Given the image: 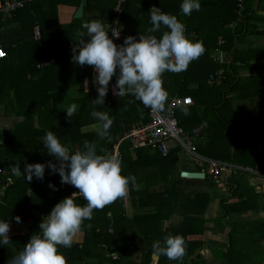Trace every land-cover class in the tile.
<instances>
[{
  "label": "trees",
  "instance_id": "16d2710c",
  "mask_svg": "<svg viewBox=\"0 0 264 264\" xmlns=\"http://www.w3.org/2000/svg\"><path fill=\"white\" fill-rule=\"evenodd\" d=\"M81 1L78 0L76 3ZM85 1H87L85 8H90L89 11L92 10L91 8H100V18L108 22L114 21L116 17L113 10L114 5L111 8L106 7L104 3L107 0ZM202 1L204 6L217 4L222 9L220 17H217L215 21L218 24L215 30L212 32L198 31L199 39L212 40V43L204 45L205 53L196 62L192 61L186 71L163 74V87L168 92V97L169 95H190L194 100L193 104L183 107L188 109L187 114L183 112V108L176 111L179 126L183 131L190 132L205 122L206 127L201 130V135L208 133L212 128L216 130L218 122H230L231 116L239 114L233 108L235 105L231 100H238L239 109L241 107L244 109L250 101L258 103L256 101L258 94L264 93V74L241 79L238 76L236 65V54L239 51L236 44L240 36L247 32L256 12L258 0ZM7 2L18 4L13 8L9 7L8 10L0 7V41L3 37L6 38L10 23L16 21L20 12L28 10L30 17L25 16L29 19L26 36L23 33L18 37L11 35L2 43L3 46L0 45L6 51V56L0 58V114L17 118L13 128L0 131V168L5 172L0 175L1 186L5 185L7 175L12 179L11 184L4 186L3 197L0 201V219L15 221L16 216H20L21 219L30 218L31 208L36 209V214L32 215V223L25 236L17 239L10 237L9 246H0V264H7L12 256L22 250L31 235L38 231L42 217L50 212L57 202L79 191L70 184H61L59 174L52 175L47 168L43 180L33 177L31 181H27L26 177H18L11 172V168L16 163H20L22 169L25 163L41 162L40 151L44 149L43 136L47 131L55 132L62 142L70 145L73 151L81 148L83 142L88 140L96 142L99 154H107L133 124L148 121L146 109L133 95L123 97L111 95L110 85L116 82L115 75L110 81L105 105H93L92 100L96 98L95 85L92 82L93 68L89 65L74 64L71 60L72 51L67 47L68 41L79 42L81 37L77 34L86 32V29L83 25H79L81 31L76 32L74 30L76 28L60 24L55 15L58 4L72 3L73 0H0V5L4 6ZM137 2L146 5L148 10L143 9ZM181 2L182 0H125L118 25L123 24L124 32L139 34L140 31L133 28L142 22L150 23L151 10L149 9L156 5L161 11L177 15L185 23L186 31H188L195 10L190 15H183L180 10ZM96 16L86 17V19L91 21L97 19ZM74 20L79 21L81 18H74ZM35 24L41 26L39 38L35 37V33L33 34ZM22 27L21 25L20 28ZM12 28L15 31V27ZM20 28L18 29L22 30ZM146 35H148L147 32ZM154 35L159 36L160 33H154ZM88 38L85 37V39ZM213 51L219 55L217 57L212 55L211 58ZM255 56L264 61V50H260V55ZM228 57L233 60L232 63ZM204 60L205 63H200ZM251 65L253 64H246V67H251ZM259 68H261L260 65L257 66V69ZM195 76L198 77L194 79ZM193 79L198 83L197 88L194 89L188 87ZM84 83L88 90L83 92L81 88ZM72 90L78 94L70 96L69 92ZM228 91H232L235 95L228 96ZM65 101L68 104L78 105V111L71 120L66 116V108L63 106ZM93 107L107 111L110 116L115 117L109 133L110 139H101L95 132L93 128L95 119L90 115ZM232 122L240 121L236 119ZM213 133L212 130L213 142H196L200 156L252 169V171L233 169V172L230 171V175L226 178L231 194L221 200V206L224 209V218H227L229 215L248 209L249 205L246 208V204L250 200L251 193L247 195L245 185L248 183L243 184L240 174L246 181L245 175L247 174L264 177V144L251 143L249 148L252 150L248 148L243 150L244 144L238 142L234 144L230 138L226 145L227 153L219 155L216 149L218 142ZM179 152L178 147L173 145L167 155H162L158 150L149 146L134 148L128 138L120 142L122 171L124 174H134L137 178L136 185L130 186L128 194L132 195L133 200H142V210L135 211L130 218L126 217L123 198L106 205L103 209L94 210L95 219L92 220V218L85 223V225L91 224V227H83L85 229L83 244L81 246L75 244L72 249L67 248L64 252L68 264H153V242L163 240L169 234L184 236L187 242L186 253L182 258L173 261L168 260L166 256H160L156 264H187L183 260L193 255L200 245L197 240H190L187 237L201 233L205 221L201 217L200 210L193 209L192 211L186 206L187 195L177 189L179 183L183 181L180 177L181 172L177 174L178 183L176 185L167 184L169 174L174 175L175 165L179 163ZM196 168L199 171L202 166L197 165ZM205 175L208 180L219 181L207 171ZM155 176L159 178L151 180ZM153 181L157 182L151 186ZM49 182L56 185V190L49 187ZM252 187L248 185V190L250 191ZM27 191H30V195L25 197ZM257 194L254 193V196ZM190 196L202 205H206L210 200L209 193L206 191L192 192ZM74 198L81 205L87 203L79 193L74 194ZM231 198H237V201L232 203ZM14 200H18L19 205L14 203ZM31 204L32 206H27ZM260 205L264 209V202ZM108 212L111 216H108ZM193 212L198 215H192ZM173 214L182 217L184 220L182 227L178 229L158 227L157 222L167 220ZM126 219H130L132 231L135 232L136 229L140 234L137 239L138 245L135 241L133 248L129 246L133 244L134 239L132 238L135 236L132 237L134 233L131 234V230L127 229L124 223ZM90 241L94 245H90ZM214 242L218 243L216 240ZM12 245L16 246L15 249ZM135 249L139 250V254L135 252ZM232 250L233 247L230 244L227 252L220 250L217 253L228 260L233 256ZM114 255L116 258H113ZM88 259L94 262L91 263Z\"/></svg>",
  "mask_w": 264,
  "mask_h": 264
},
{
  "label": "clouds",
  "instance_id": "9594fccd",
  "mask_svg": "<svg viewBox=\"0 0 264 264\" xmlns=\"http://www.w3.org/2000/svg\"><path fill=\"white\" fill-rule=\"evenodd\" d=\"M200 9L201 0H182L180 4L185 16ZM150 23L148 35L140 34L139 39L128 35L121 44L116 43L120 29L112 27L107 21L93 19L83 25L86 32L77 34L81 39L72 50L71 60L79 66H92L96 73L92 81L98 92L92 100L94 106L105 105L109 84L115 75L114 91L119 97L131 94L150 110L163 111L168 97L163 87V74L186 71L192 61L205 53L203 42L186 34L185 23L177 15L154 9L150 13ZM86 36L89 38L85 39ZM65 110L71 120L78 110L77 104L72 103ZM182 110L188 113L187 108ZM90 115L95 119L93 128L98 137L110 139L115 117L96 107ZM43 146L58 163L51 160L47 163H25L23 172L20 163H16L11 172L24 178L26 174L27 181L33 177L43 180L47 168L50 174H59L61 184H70L79 191L61 199L49 214L42 217L38 231L7 264H68L61 247L71 248L76 234L84 226L91 227L84 222L93 218L94 210L127 197L130 186H135L137 182L134 174L123 173L122 159L118 155L99 154L94 141L85 140L81 148L73 151L69 144L62 142L50 130L43 136ZM49 187L56 190L52 182H49ZM76 193L87 203H77L74 198ZM15 219L21 222L20 216ZM9 232V220L0 219V246L9 245ZM186 248L183 235H166L163 240L153 242V264L160 256H166L170 261L178 260L185 255Z\"/></svg>",
  "mask_w": 264,
  "mask_h": 264
},
{
  "label": "crops",
  "instance_id": "0c3cea01",
  "mask_svg": "<svg viewBox=\"0 0 264 264\" xmlns=\"http://www.w3.org/2000/svg\"><path fill=\"white\" fill-rule=\"evenodd\" d=\"M78 0H73L72 3L68 4H58L57 5V12L56 16L59 20L60 24H63L65 27L69 28H76L74 29L76 32L81 31V28H79V25H84L86 22H89L86 17H91V16H96L97 19L103 20L106 22V19L100 18L99 13H100V8H91L92 10L89 11L90 8H85L87 5V1L82 0L79 3H76ZM213 2H216L218 0H211ZM83 3V15L81 17H75V12L79 5ZM143 9H147L148 7L144 4H141L137 2ZM104 5L107 7H110L114 5L113 10L115 13L117 11L115 10L116 6V0H107ZM158 9L160 8L156 5H153L150 7L149 11ZM255 14L253 19L251 20V23L248 27V30L246 33H244L242 36H240L236 46L239 51L236 54V60L237 63L236 65L238 66V76L239 77H257L259 75L264 74V61L261 60L260 58L256 57V54L260 55V50H264V0H258V5L255 9ZM220 12H222V9L220 6H217V4H211L210 6H204L203 1L201 0V9L199 11H194V16L192 19V23L190 24V30L186 31V34L189 35L190 37L200 40L203 42V45H209L212 43V40H201L199 39L198 31H206V32H212L213 30L216 29L217 23H215L217 17H220ZM20 15L17 17L16 21L13 23H10L8 27V32L6 35V38L3 37L2 40L0 41V45L5 40H8L9 36L13 35V37H18L21 33L26 36L28 34V24H29V11L28 10H23L22 12L19 13ZM91 15V16H90ZM104 15V12H103ZM117 15V14H116ZM121 15V13H120ZM28 17V18H25ZM85 16V18H84ZM83 17V18H82ZM74 18L81 20L75 21ZM134 18V17H133ZM129 19V18H127ZM132 19V18H131ZM116 20V17L114 21ZM119 20V18H118ZM108 22L109 24L113 23ZM23 26L20 28V26ZM77 25V26H75ZM15 27V31L13 30L12 27ZM118 28H120V31L123 34V38L121 42L123 43V40L126 36L128 35H133L137 39H139L140 34L146 35L148 33V29L151 27L150 23H144L142 22L139 24L137 27H134L133 29H137L140 31L139 34H134L133 32H124L123 24L120 26L117 24ZM22 29L19 30L18 28ZM41 26L38 24L34 26L33 28V34L35 33L36 30H39V35H41ZM131 29V28H130ZM71 31V30H69ZM73 31V30H72ZM111 33V32H110ZM154 34V33H153ZM37 38V35L35 36ZM73 42L68 41L67 47L69 48L70 43ZM3 46V45H2ZM214 57H217L219 55L218 53H215L214 51L211 54ZM228 56H231V54ZM201 58V57H200ZM199 58V59H200ZM229 58V57H228ZM197 59V60H199ZM230 59V58H229ZM195 60L194 62H196ZM208 61V59H207ZM215 62V58L213 59ZM231 63L233 60H231ZM248 61L247 63H244ZM205 63L204 61H200V63ZM230 63V62H229ZM246 64H253L251 67H246ZM261 66V68L257 69V66ZM96 75L95 72H93L92 78ZM198 76H195L197 78ZM193 79V82L188 84L189 88H197L198 83ZM85 85V83H84ZM87 86V85H86ZM86 90L87 87H86ZM80 91V90H79ZM111 92V90H110ZM78 94L77 92L74 93V95ZM94 94L97 97L98 92L97 88L95 86L94 88ZM112 96H115L117 94H112ZM228 96H234L235 94L232 91L227 92ZM174 96H180V95H169L167 98V101L171 97ZM194 101V100H193ZM233 104L235 105V109H239L240 102L236 99L231 100ZM167 103V102H166ZM71 104H68L70 106ZM166 107V105H165ZM185 106H181L178 109H181ZM78 109V105H77ZM177 109V110H178ZM241 109H243L241 107ZM249 107L245 106L243 110L239 111V116L237 117V120L240 122H226L223 123V127L221 128L222 130V135H226L228 137L226 142L232 138L234 144L235 143H241L243 145V150L250 149L251 143L254 144H264V129L262 127V123L258 122L261 124L260 130H252L251 127L256 124V122H250L249 117H247L250 114ZM78 111V110H77ZM249 112V113H248ZM1 113V109H0ZM17 118L14 116H8V115H2L0 114V131L5 130L8 128H13L15 125ZM211 127V126H210ZM214 131L213 136L217 139H220L219 134L216 133V130L212 128ZM212 130H210L206 134H200V137H198L196 142H213L212 140ZM259 137V139H257ZM261 138V139H260ZM252 150V148L250 149ZM181 151V150H180ZM233 151V148H232ZM182 152V151H181ZM184 157L187 158V155L185 152H182ZM180 156V152L178 153ZM184 158V161H185ZM40 160L41 163H47L48 161H55L54 157L49 156L47 154L46 149H42L40 151ZM191 163L184 164V163H177L175 165V169L173 170V174H169V181L167 184H170L171 186L176 185L178 183L177 179V174L178 172L182 171H187V170H192V171H198L196 168L197 166L194 164L193 161ZM186 165V167H185ZM24 167L21 169L23 172ZM205 172V168H201V170ZM7 172V171H6ZM5 174V172L3 171ZM8 174V172H7ZM230 175V173H229ZM26 177V174H25ZM180 177L183 181L179 183L177 186V189L181 192H183L184 195H187L185 204L186 206L193 211V209L200 210L199 212L201 213V217L204 219V226H202V231L201 233L194 234V235H189L187 238L190 240H197V243L200 244L199 247L194 251L193 255H189L188 257L183 260L187 264H264V209L261 208V205L264 202V177L260 176H253L252 174H247L245 175V178L247 181L243 178V175L240 174V178L245 185V183H248V185L253 186L250 191L248 190V185H245V190L247 192V195L251 193L250 195V200L248 201L249 205L248 209L244 210L241 213H236L234 215H229L227 218H224V209L221 206V200L228 197L231 193L229 190V185L227 187H222L223 185H216L214 184L213 181L206 179V175L202 179H189V178H184L181 176ZM228 177L225 176L224 179ZM221 176L219 179L221 180ZM218 184L220 183L217 181ZM226 182V181H225ZM12 183V179L10 176L5 177V185H3V190L1 197H3L4 193V186H7L8 184ZM227 184V182H226ZM156 186V185H155ZM154 186V187H155ZM160 188V187H158ZM156 188V189H158ZM19 189V188H18ZM155 189V188H152ZM197 191H206L209 193L210 200L206 205H202L201 203H198L197 201H194L192 197L190 196V193L192 192H197ZM254 193H258L257 196H254ZM30 195V191H27L25 193V197ZM231 202L235 203L237 201V198H231ZM14 203L18 204V200H14ZM260 203V204H258ZM142 200L141 199H134L132 198V195H127V197L123 198V207H124V214L126 217L130 218L133 216L135 211L142 210ZM27 206H32L27 205ZM33 210H36L35 208L30 209L31 217L27 219H21V222L15 221H9L10 222V232L9 235L10 237L17 239L25 236L28 232V227L31 225L32 221V215H34ZM199 213V214H200ZM192 215H198V213H191ZM108 216H111V213L108 212ZM95 217H93L92 220H94ZM130 219L124 220V223L126 224L127 229L131 230L132 237L135 236L133 240V244H131L129 247L133 248L135 245V241L137 244V239L140 237V234L136 231H132V226L131 223H129ZM89 221H86L84 223H88ZM184 220L182 219L181 216L178 214H173L170 216L169 219L163 220L161 222H157L159 224L158 227L164 229V225L167 224V227H176L175 229H178L182 227ZM258 227H260L258 229ZM84 228L76 234L74 237V243L71 246L74 247L75 244H78V246H81L83 242L85 241V232ZM98 230V229H97ZM214 240L218 241V243L214 242ZM90 245H94L91 241L89 242ZM11 244V241H10ZM9 244V245H10ZM232 244L233 250H232V255L231 257L226 260V258L220 256L217 252L220 250H225L227 252L229 245ZM8 245V246H9ZM138 245V244H137ZM219 248H216L218 247ZM15 245H12V248L15 249ZM67 250V248L61 247L60 251L64 252ZM135 249V252L139 254V250ZM192 256V257H191ZM89 260V259H88ZM91 263L94 262L89 260Z\"/></svg>",
  "mask_w": 264,
  "mask_h": 264
},
{
  "label": "built area",
  "instance_id": "2783aa9c",
  "mask_svg": "<svg viewBox=\"0 0 264 264\" xmlns=\"http://www.w3.org/2000/svg\"><path fill=\"white\" fill-rule=\"evenodd\" d=\"M124 1L125 0H116L115 10L117 11V15L116 20L110 24L112 27L118 28V18L120 17ZM17 4V2H7L6 5H0V7L8 10L9 7L13 8ZM36 35L37 38H39V30L35 31V36ZM123 37L124 36L120 31V36L118 39H116V43L121 44ZM79 42H71L69 49L72 51L74 46L79 44ZM5 56L6 51L0 47V58ZM115 84L116 82L110 85L112 94H116L114 91ZM191 104H193V99L190 95L171 97L167 102L165 109L160 112H154L142 104V106L147 111L148 121L133 124V126L124 133L118 143H116L107 154H116L120 157V142L128 138L134 148L149 146L158 150L162 155H167L172 145L178 147L179 150L185 152L187 157H189V159L192 160L196 166L198 165L202 166V168H205V171H207L208 174L215 179H219L220 174L224 170L231 171L233 169H245L252 171V169L249 167L245 168L236 164H227L221 161L210 160L198 154L196 141L198 137H200L201 130L206 127V123L203 122L200 126L194 128L190 132H185L179 126V120L176 115V111L179 107ZM170 142L173 144L171 145ZM2 173L3 171L0 168V175ZM2 190L3 187L0 184V201ZM33 212L36 214L35 210H33ZM49 213L50 212L46 213L45 215ZM113 258H116V255H114Z\"/></svg>",
  "mask_w": 264,
  "mask_h": 264
},
{
  "label": "rangeland",
  "instance_id": "374dc122",
  "mask_svg": "<svg viewBox=\"0 0 264 264\" xmlns=\"http://www.w3.org/2000/svg\"><path fill=\"white\" fill-rule=\"evenodd\" d=\"M63 62V61H62ZM237 68V67H236ZM223 70V69H222ZM242 78H245V77H241V79ZM204 82L206 83L207 82V79L206 80H204ZM243 81L241 80V83H242ZM86 83H85V85H83L82 86V88H81V90L83 89V92L84 91H86ZM74 90H72V91H70L69 92V95L70 96H74ZM258 103H254V102H251L250 101V103L248 104V106H249V111H250V114L247 116V117H249V120H250V122H256V124H254V126H252L251 127V129L252 130H260V127H261V124L260 123H262V127H263V129H264V119H261V117H264V108L262 109V108H259L256 104H258V105H260V106H262V107H264V93H261V94H258V100H256ZM63 106H64V108H67L68 107V102L67 101H65L64 103H63ZM234 109H235V107H233ZM241 110H243V109H237V110H235V111H241ZM249 113V112H248ZM240 114H234V116H231L230 117V122H232V121H236V119H237V117L239 116ZM260 118V119H259ZM258 122H260V123H258ZM223 127V122H218V124H217V126H216V133H215V135L218 133L219 134V136H220V139H217L216 138V141L218 142V143H216V149L219 151V155H222V154H226L227 152H226V145H227V142L225 141V140H227L228 139V137L226 136V135H222V130H221V128ZM257 139H259V137H257ZM261 139V138H260ZM170 144L172 145L173 143L172 142H170ZM221 150V151H220ZM184 155H183V153L180 151V156H179V164L180 163H184V164H188V163H191L192 164V160H190L189 159V157H187V158H185V161H184ZM185 167H186V165H185ZM250 168V167H249ZM232 172H233V170H231ZM229 173H230V171H226V170H224V171H222V173L220 174V176L222 177L221 178V180L219 179V184H218V182L217 181H215L214 182V184H216V185H223L222 187H227V184H226V180L224 179V177L225 176H227V175H229ZM161 177V176H160ZM159 178V176H155L153 179H151V180H156V179H158ZM157 181H153V182H151V186H153L155 183H156Z\"/></svg>",
  "mask_w": 264,
  "mask_h": 264
},
{
  "label": "water",
  "instance_id": "95a60500",
  "mask_svg": "<svg viewBox=\"0 0 264 264\" xmlns=\"http://www.w3.org/2000/svg\"><path fill=\"white\" fill-rule=\"evenodd\" d=\"M83 15V3L79 5L75 12V17H81ZM181 176L184 178H189V179H202L205 177V172L203 171H192V170H187V171H182ZM10 244V242H9Z\"/></svg>",
  "mask_w": 264,
  "mask_h": 264
}]
</instances>
